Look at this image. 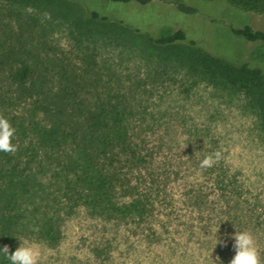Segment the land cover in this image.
Instances as JSON below:
<instances>
[{"label":"rangeland","instance_id":"rangeland-1","mask_svg":"<svg viewBox=\"0 0 264 264\" xmlns=\"http://www.w3.org/2000/svg\"><path fill=\"white\" fill-rule=\"evenodd\" d=\"M179 3L196 11L186 12ZM91 10L106 15L116 29L88 33L76 25ZM0 19V30L8 34L17 32L22 19V30L31 40L27 46L35 47L40 36L36 48L47 52L48 59L57 53L71 65L92 69L88 80L99 85L98 92L103 94L100 86L109 87V95L120 99L132 116V127L145 139L144 159L151 168L150 175L142 170L145 181L138 178L141 194H148L150 213L108 217L84 204L67 206L64 190L51 177L53 165L43 174L36 171L41 150L33 144L37 185L21 207L28 217L58 211L59 234L53 243L25 231L17 248L23 244L38 250V264H230L235 234L247 231L264 264V139L254 114L241 96L214 89L190 74L180 57L183 45L165 48L147 41V34L182 29L214 55L264 70V44L230 31L244 25L264 31V15L233 8L224 0H0ZM36 98L26 97L28 104L15 103L1 114L25 127L40 119V110L33 111L30 104ZM33 138L15 130L14 153ZM209 156L211 166H202ZM137 176L127 173L132 182ZM128 199L119 196L118 201Z\"/></svg>","mask_w":264,"mask_h":264},{"label":"trees","instance_id":"trees-1","mask_svg":"<svg viewBox=\"0 0 264 264\" xmlns=\"http://www.w3.org/2000/svg\"><path fill=\"white\" fill-rule=\"evenodd\" d=\"M52 1L67 3V0ZM110 1L145 4L151 0ZM224 1L233 8L264 15V0ZM178 7L186 12L196 11L185 3H179ZM22 21H18L15 33L0 30V115L15 103L28 104L25 98L34 95L37 98L30 104L33 111L40 110V119L29 121L24 127L21 120L11 117L19 135L32 134L34 138L22 151L14 154L0 151V248L7 245L9 254L17 249L18 237L25 231H35L49 242L57 240L58 211L54 215L44 211L40 217H28L21 207V200L36 188V171L43 174L47 166L53 165L51 177L64 190L65 204L69 207L84 204L108 217L142 218L150 213L148 194H141L138 179H143V169L150 175L147 170L151 168L144 159L145 139L132 127V116L123 102L109 95V87L100 86L103 94L98 92L99 85L88 80L92 71L89 67L71 65L66 58L59 59L57 53L48 59L47 52L36 48L40 46V36L34 41L35 47H28L27 41L31 40L22 30ZM118 24L123 21L118 20ZM76 25L88 33L99 29L111 31L110 27L118 26L96 10H91L85 21ZM25 26L32 27L29 23ZM133 31L140 32L138 28ZM230 31L264 44V31L249 25L230 27ZM147 41L165 48L183 45L185 54L180 57L186 60L187 71L214 89L241 96L245 108L254 114L257 131L264 139L263 68L216 56L187 38L182 29L159 36L147 34ZM54 60L59 62L44 63ZM35 143L41 150L36 171L31 166ZM125 169L129 174L137 173L136 182L127 177ZM118 194L129 199L119 202ZM0 264H10L3 253Z\"/></svg>","mask_w":264,"mask_h":264},{"label":"clouds","instance_id":"clouds-1","mask_svg":"<svg viewBox=\"0 0 264 264\" xmlns=\"http://www.w3.org/2000/svg\"><path fill=\"white\" fill-rule=\"evenodd\" d=\"M14 134L15 129L11 123L0 115V151L6 153L16 151V146L12 143ZM212 163L213 158L209 156L202 161V166H211ZM218 242L223 246V241L216 240V244ZM233 247L235 255L230 264H261L260 254L251 233L247 231L236 233ZM0 253H3L10 260V264H38L40 255L38 250L23 246V244L11 254H9L8 246L5 245L0 248Z\"/></svg>","mask_w":264,"mask_h":264}]
</instances>
